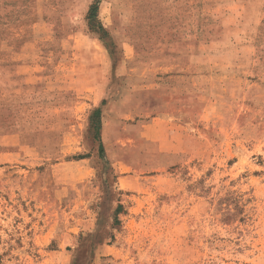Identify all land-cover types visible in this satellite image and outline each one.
<instances>
[{"label":"rangeland","instance_id":"obj_1","mask_svg":"<svg viewBox=\"0 0 264 264\" xmlns=\"http://www.w3.org/2000/svg\"><path fill=\"white\" fill-rule=\"evenodd\" d=\"M93 2L0 0V264H264V0Z\"/></svg>","mask_w":264,"mask_h":264},{"label":"trees","instance_id":"obj_2","mask_svg":"<svg viewBox=\"0 0 264 264\" xmlns=\"http://www.w3.org/2000/svg\"><path fill=\"white\" fill-rule=\"evenodd\" d=\"M102 0H94L93 4L90 6L87 14V20L89 22L90 29L98 34L100 38L103 40L107 37V32L101 25L98 20V12L99 6ZM106 101L102 102L101 106H105ZM102 119H103V111L102 108H96L91 117H90V128L94 134V140L99 144V153L100 156L103 158L105 155V149L102 142ZM121 206L118 207L119 211Z\"/></svg>","mask_w":264,"mask_h":264},{"label":"crops","instance_id":"obj_3","mask_svg":"<svg viewBox=\"0 0 264 264\" xmlns=\"http://www.w3.org/2000/svg\"><path fill=\"white\" fill-rule=\"evenodd\" d=\"M25 50H21L20 49V75L19 77L23 76V75H26V80H27V87L29 89H33L34 88V71H35V68L32 64H30L28 62V54H27V58L25 56ZM37 71V70H36ZM12 91H9L7 93V95L3 96L1 95L0 96V100H6V102L8 104H14V103H20V97H18V94L20 92V87L17 85L14 89H11ZM6 97V98H5ZM1 104V103H0Z\"/></svg>","mask_w":264,"mask_h":264}]
</instances>
